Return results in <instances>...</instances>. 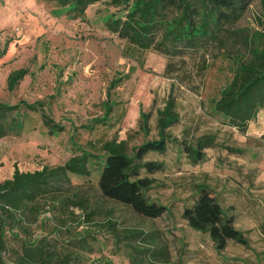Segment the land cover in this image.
I'll return each mask as SVG.
<instances>
[{
	"label": "rangeland",
	"instance_id": "rangeland-1",
	"mask_svg": "<svg viewBox=\"0 0 264 264\" xmlns=\"http://www.w3.org/2000/svg\"><path fill=\"white\" fill-rule=\"evenodd\" d=\"M98 6H91L82 18H71L50 0H5L0 6V101H42L65 128L51 135L43 124L42 111H31L20 133L0 139V181L12 177L16 167L34 171L63 164L75 152L73 139L84 146L90 141L126 139L131 150L158 138V110L172 93L180 121L168 132L176 142H169L164 153L146 155V160L162 162L161 170L142 172L156 180L148 192L150 198L169 211L156 219L145 218L108 200L98 189L96 173L87 178L71 176L75 190L88 198V205L96 210V221L112 219L120 230L157 231L169 245L170 263L264 264V108L245 131L212 112L214 100L232 76L235 54L213 51L203 57L171 58L150 51L143 55L141 67L138 59L124 55L125 43L106 29L96 13ZM238 25L246 29L247 36L264 32L259 1ZM231 44L246 43L241 37ZM21 67L29 68V74L9 91L8 75ZM118 74L128 77L110 89ZM109 94L117 102L111 122L83 128L103 115ZM141 109L149 113L148 134L140 128ZM207 134L215 137V145L206 148L203 162L194 164L180 144L195 143ZM199 184L207 185L235 216L236 227L249 239L248 246L230 240L225 249L218 250L208 234L188 226L182 212L195 201ZM74 210L77 215L83 213L79 207ZM104 235L109 238H105L103 254L114 264H130L124 251H114L109 232Z\"/></svg>",
	"mask_w": 264,
	"mask_h": 264
},
{
	"label": "trees",
	"instance_id": "trees-1",
	"mask_svg": "<svg viewBox=\"0 0 264 264\" xmlns=\"http://www.w3.org/2000/svg\"><path fill=\"white\" fill-rule=\"evenodd\" d=\"M50 1L71 18L84 17L91 6L98 4L96 13L106 29L125 43L124 55L138 59L141 67L143 55L150 51L171 58L203 57L213 51L233 53L232 76L214 100L213 114L245 131L264 108V32L247 36L246 29L238 25L255 1H259L260 18H264V0ZM4 3L0 0V6ZM241 37L246 44H231ZM235 46H239L237 52ZM28 74L27 67L11 71L8 90H15ZM127 77L118 74L110 89ZM109 96L103 102V115L83 128L94 129L111 122L117 102ZM38 110L42 111L49 134L64 131L42 101H0V139L20 133L29 113ZM179 121L171 93L164 108L158 110V138L145 140L131 150L126 139L90 141L84 146L72 138L75 152L63 164L44 165L34 171L16 167L12 177L0 181V264H114L103 254L105 238H109L104 231L109 232L114 251H124L130 264H178L169 262V245L161 241L157 231L120 230L112 219L96 221V210L88 205V198L75 190L71 176L87 178L96 173L103 197L128 206L145 218L162 217L169 207L150 198L148 192L156 180L142 172L154 173L164 167L162 162L145 157L150 152L164 153L169 142H176L168 129ZM140 128L146 134L150 132L149 113L143 109ZM180 145L188 159L197 164L206 159L205 150L215 145V137L207 134L195 143L183 141ZM74 207L81 208L82 215H77ZM50 212L52 216H48ZM182 216L193 230L208 234L218 250L225 249L230 240L249 245L246 233L236 227L235 216L225 210L205 184L197 186L196 199L184 208Z\"/></svg>",
	"mask_w": 264,
	"mask_h": 264
}]
</instances>
